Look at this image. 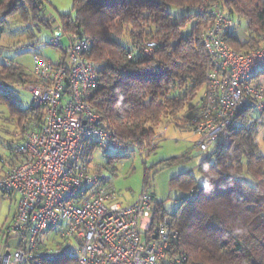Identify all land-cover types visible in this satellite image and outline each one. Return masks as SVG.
Wrapping results in <instances>:
<instances>
[{"label": "built area", "instance_id": "2783aa9c", "mask_svg": "<svg viewBox=\"0 0 264 264\" xmlns=\"http://www.w3.org/2000/svg\"><path fill=\"white\" fill-rule=\"evenodd\" d=\"M200 8L211 14L203 31L210 61L202 98L185 126L197 135L194 144L207 158L243 109H254L258 123L264 120V84L253 81L254 70H264V37L261 46L237 50L226 38L235 18L219 2L203 0ZM52 25L51 43L63 47L61 58L34 52V80L27 86L38 114L23 122V137L12 147L16 162L0 176L4 195H16L5 226L14 243L1 254V264H43L72 252L79 264H193L186 254L173 252L179 229L170 213L156 216L149 186L133 202L121 204L113 200L112 180L92 168L96 148L120 150L126 143L91 102L101 85L89 57L93 38L81 28L67 31L60 21ZM156 45L147 41L144 54L152 56ZM142 218L151 220L146 232ZM57 226L62 240L46 244L42 235Z\"/></svg>", "mask_w": 264, "mask_h": 264}, {"label": "trees", "instance_id": "16d2710c", "mask_svg": "<svg viewBox=\"0 0 264 264\" xmlns=\"http://www.w3.org/2000/svg\"><path fill=\"white\" fill-rule=\"evenodd\" d=\"M219 1L231 16L244 18L247 24V39L241 40L232 29L226 34L228 43L237 50L261 46L264 0ZM170 2L197 7L198 12L174 18L167 8ZM202 2L73 0L74 15L63 16L67 31L81 28L93 38L89 57L95 63L101 85L91 102L126 143L127 154L154 150L158 146V142L152 146L157 125L163 119L186 127V119L202 98L197 99L206 87L210 61L203 31L211 17L207 9L201 10ZM41 9L42 0H0V25L16 12L28 19L31 11L35 19ZM195 16L192 29L182 34V28ZM42 20L48 26L53 24L50 18ZM2 31L0 27V34ZM150 40H156L157 45L153 55L147 57L143 47ZM129 52L133 58L128 57ZM33 80L34 72L29 74L13 62L0 66V99L21 117L28 113L37 115L38 107L31 104L24 109L16 104L11 86ZM257 124L254 109L241 111L228 135L218 139L209 156L198 165L204 176L201 185L190 173L174 177L183 191L174 212H168L163 202L156 200V216L170 213L179 229L173 252L186 254L193 264H264V153L253 134ZM43 264H79L78 255L72 252L47 258Z\"/></svg>", "mask_w": 264, "mask_h": 264}, {"label": "rangeland", "instance_id": "374dc122", "mask_svg": "<svg viewBox=\"0 0 264 264\" xmlns=\"http://www.w3.org/2000/svg\"><path fill=\"white\" fill-rule=\"evenodd\" d=\"M41 1V0H39ZM216 0L214 2H217ZM220 2V1H219ZM174 18H181L190 12H198L197 7H185L177 3L167 4ZM32 12L28 13V19L20 12L7 16L0 34V66L5 62H13L22 66L29 74L34 72V52L45 53L53 59H58L63 52L62 46H55L51 43L54 37V27L48 26L42 18L52 19L53 23L60 21L63 16L74 15L73 0H42V9L38 17L33 19ZM196 21V16L190 19L182 28V34H187ZM236 32L242 40L247 39L248 30L244 18L235 17ZM34 37H31V35ZM64 44H67L63 40ZM253 81L264 84V71L255 69ZM15 95L17 102L24 109H27L33 100V94L27 84L16 83L11 86V92ZM203 92L198 94L200 99ZM15 114L10 105L0 99V172L6 170L15 157L12 147L23 137V122L29 120L32 115L26 114L21 117ZM158 146L148 153L142 150L128 151L111 147L109 149L96 148L92 157V168L99 170L103 175L110 178L118 194V200L122 203L133 201L142 192L144 185L150 189L157 201L163 202L164 207L170 213L176 209L183 191L176 185L178 175L190 173L196 178V184L204 182V176L198 165L205 159V153L194 146L197 135L175 121L163 119L157 125ZM253 134L264 153V120L253 128ZM120 153L121 157L111 155ZM178 157L169 164L165 160ZM9 203V202H8ZM12 205V209H13ZM150 219H141L143 232L149 229ZM48 245H55L61 241L57 227L48 229L42 235Z\"/></svg>", "mask_w": 264, "mask_h": 264}, {"label": "crops", "instance_id": "0c3cea01", "mask_svg": "<svg viewBox=\"0 0 264 264\" xmlns=\"http://www.w3.org/2000/svg\"><path fill=\"white\" fill-rule=\"evenodd\" d=\"M235 18V16H234ZM234 30L236 31V28L234 27ZM237 33V32H236ZM238 35V34H237ZM239 36V35H238ZM242 40V39H241ZM246 40V39H245ZM18 115V114H17ZM20 115V114H19ZM21 119V117H19ZM187 128V127H186ZM195 146V144H194ZM196 147V146H195ZM12 151V150H11ZM13 153V152H12ZM14 154V153H13ZM14 156V155H13ZM16 162V158L14 157L11 160L10 165L8 166V168L6 170H3L0 172V176L4 175L12 166V164H14ZM115 188V187H114ZM116 190V189H115ZM118 194L116 192V195L113 197V200L116 202H119L121 204H128L131 203L133 201L127 202V203H122L121 201L118 200ZM9 202V203H8ZM12 205H13V209H12ZM16 209V195H13L10 198H7L3 191L0 188V256L1 254L5 251V249L7 247H9V243L13 242L14 243V239L9 238L6 234H5V226L8 224V222L11 220L14 212ZM0 264H1V258H0Z\"/></svg>", "mask_w": 264, "mask_h": 264}, {"label": "water", "instance_id": "95a60500", "mask_svg": "<svg viewBox=\"0 0 264 264\" xmlns=\"http://www.w3.org/2000/svg\"><path fill=\"white\" fill-rule=\"evenodd\" d=\"M155 237L157 236V233H155V235H154Z\"/></svg>", "mask_w": 264, "mask_h": 264}]
</instances>
